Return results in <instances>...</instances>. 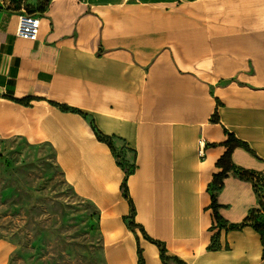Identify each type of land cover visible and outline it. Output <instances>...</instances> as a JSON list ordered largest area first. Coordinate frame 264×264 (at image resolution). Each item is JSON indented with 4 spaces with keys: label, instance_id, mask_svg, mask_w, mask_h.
Returning a JSON list of instances; mask_svg holds the SVG:
<instances>
[{
    "label": "crops",
    "instance_id": "obj_1",
    "mask_svg": "<svg viewBox=\"0 0 264 264\" xmlns=\"http://www.w3.org/2000/svg\"><path fill=\"white\" fill-rule=\"evenodd\" d=\"M26 1L36 40L0 4V140L52 149L98 208L105 264H163L154 241L179 264H264L237 172H264V0ZM228 149L214 196L238 227L219 228Z\"/></svg>",
    "mask_w": 264,
    "mask_h": 264
},
{
    "label": "rangeland",
    "instance_id": "obj_2",
    "mask_svg": "<svg viewBox=\"0 0 264 264\" xmlns=\"http://www.w3.org/2000/svg\"><path fill=\"white\" fill-rule=\"evenodd\" d=\"M0 240L11 244L1 264H105L97 206L76 194L49 146L18 138L0 140Z\"/></svg>",
    "mask_w": 264,
    "mask_h": 264
},
{
    "label": "trees",
    "instance_id": "obj_3",
    "mask_svg": "<svg viewBox=\"0 0 264 264\" xmlns=\"http://www.w3.org/2000/svg\"><path fill=\"white\" fill-rule=\"evenodd\" d=\"M28 12H33L32 10H28ZM34 13V12H33ZM100 137V136H99ZM228 140H234L236 144H242L238 140H235L232 135H229ZM229 153L230 149H228L216 162L217 166L222 167V171L219 174L214 175L213 181H212V186L210 188L211 191V208L213 210V218L219 228H234L238 227V225L230 224L226 226L225 222L222 220V218L218 215L217 213V204L215 201V196L214 193L217 189L220 188L221 186V178L225 174L226 171H228L231 167L229 163L227 162L229 160ZM238 174L246 179H249L252 182L254 192L256 194L259 207L257 209H252L249 213V215L245 218L244 223H250L262 236H264V211H260V207L262 208V203L258 194V189H260L263 194H264V172H254V171H246V170H238ZM254 179H256L254 181ZM262 185L261 188H258V185ZM262 216V217H260ZM128 226H131V222H127ZM243 225V223L241 224ZM160 251V258L162 260L163 264H179L181 261L175 257V256H170L167 255L165 252V249L163 248L162 244L160 242L154 241ZM216 243L214 242V237H212L211 241V248L216 247Z\"/></svg>",
    "mask_w": 264,
    "mask_h": 264
},
{
    "label": "built area",
    "instance_id": "obj_4",
    "mask_svg": "<svg viewBox=\"0 0 264 264\" xmlns=\"http://www.w3.org/2000/svg\"><path fill=\"white\" fill-rule=\"evenodd\" d=\"M40 20L39 17L33 13L28 12L24 7H21L20 13L18 14V23L16 28V35L18 37L28 39V40H36L38 35ZM256 179H254L255 181ZM262 185H258V188H261ZM258 194L262 203V208L260 207V211H264V194L258 189Z\"/></svg>",
    "mask_w": 264,
    "mask_h": 264
}]
</instances>
